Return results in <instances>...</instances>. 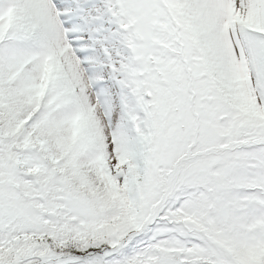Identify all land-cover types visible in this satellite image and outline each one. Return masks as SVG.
<instances>
[{"label": "snow or ice", "instance_id": "6c2138e0", "mask_svg": "<svg viewBox=\"0 0 264 264\" xmlns=\"http://www.w3.org/2000/svg\"><path fill=\"white\" fill-rule=\"evenodd\" d=\"M0 264H264V0H0Z\"/></svg>", "mask_w": 264, "mask_h": 264}]
</instances>
